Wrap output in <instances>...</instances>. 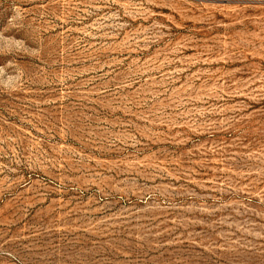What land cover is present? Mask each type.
I'll list each match as a JSON object with an SVG mask.
<instances>
[{
  "label": "rangeland",
  "instance_id": "374dc122",
  "mask_svg": "<svg viewBox=\"0 0 264 264\" xmlns=\"http://www.w3.org/2000/svg\"><path fill=\"white\" fill-rule=\"evenodd\" d=\"M0 264H264V0H0Z\"/></svg>",
  "mask_w": 264,
  "mask_h": 264
}]
</instances>
